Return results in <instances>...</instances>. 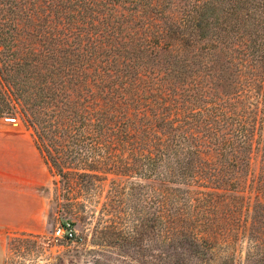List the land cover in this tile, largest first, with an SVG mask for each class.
<instances>
[{"label":"trees","instance_id":"obj_1","mask_svg":"<svg viewBox=\"0 0 264 264\" xmlns=\"http://www.w3.org/2000/svg\"><path fill=\"white\" fill-rule=\"evenodd\" d=\"M16 107L83 192L156 184L158 264L240 235L264 263V0H0V116Z\"/></svg>","mask_w":264,"mask_h":264},{"label":"rangeland","instance_id":"obj_2","mask_svg":"<svg viewBox=\"0 0 264 264\" xmlns=\"http://www.w3.org/2000/svg\"><path fill=\"white\" fill-rule=\"evenodd\" d=\"M3 130H22L25 136L30 135V152L24 149V158L31 163L29 176L32 182L45 183L47 195L42 207L44 224L39 227L41 232L33 233V227H26L8 233L4 264H158L157 237L150 229V221L158 207L155 183L140 177L127 179L106 175L83 192L73 179L65 181L48 167L44 172L43 162L38 171L35 163L38 158L33 152L35 136L17 107L0 116V132ZM4 139L6 137H0V161L22 159L17 151L14 157H9L12 149L3 142ZM3 154L7 155L5 159ZM251 168L256 175L259 168L257 158L252 161ZM130 183L137 185L135 191L129 189ZM43 192L41 188V194ZM64 222L72 223L75 230L72 241L55 239L56 226ZM147 222L149 227L146 230L144 224ZM228 223L232 226L223 224L227 228L234 227ZM211 249L214 259L210 264H255L246 260L248 254L253 255L256 250L244 236H217ZM165 264H170V259Z\"/></svg>","mask_w":264,"mask_h":264},{"label":"crops","instance_id":"obj_3","mask_svg":"<svg viewBox=\"0 0 264 264\" xmlns=\"http://www.w3.org/2000/svg\"><path fill=\"white\" fill-rule=\"evenodd\" d=\"M0 137H6L3 142L12 149L9 157H14L13 155L17 151L20 152L18 156L22 158L9 162L0 161V264H4L6 258L5 241L8 233L21 231L26 227L29 229L33 227V233L39 234L41 232L39 227L44 224V217L41 216L42 207L45 206L44 200L47 195L45 183L36 180L32 182L29 176L31 163L29 159L24 158V149H27V153L30 152V135L25 136L22 130H3L0 132ZM33 152L38 158L35 160L38 171L41 170V162H43L44 172H46L47 166L34 141ZM4 157L6 158L7 155L3 154L2 158L5 159ZM10 167L17 168V170H11ZM41 188L44 190L43 194H41ZM31 223H33L32 226ZM29 229L27 230L31 231Z\"/></svg>","mask_w":264,"mask_h":264},{"label":"built area","instance_id":"obj_4","mask_svg":"<svg viewBox=\"0 0 264 264\" xmlns=\"http://www.w3.org/2000/svg\"><path fill=\"white\" fill-rule=\"evenodd\" d=\"M54 232L56 240L72 241L75 238V230L70 222L58 224Z\"/></svg>","mask_w":264,"mask_h":264}]
</instances>
